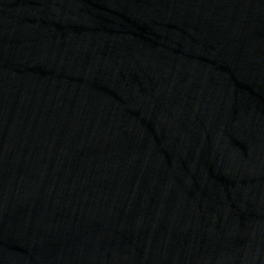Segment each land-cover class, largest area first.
Returning <instances> with one entry per match:
<instances>
[{"label":"water","instance_id":"1","mask_svg":"<svg viewBox=\"0 0 264 264\" xmlns=\"http://www.w3.org/2000/svg\"><path fill=\"white\" fill-rule=\"evenodd\" d=\"M0 264H264V0H0Z\"/></svg>","mask_w":264,"mask_h":264}]
</instances>
